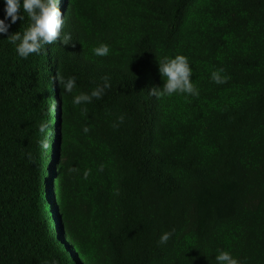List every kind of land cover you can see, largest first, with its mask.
I'll use <instances>...</instances> for the list:
<instances>
[{
	"label": "trees",
	"instance_id": "trees-1",
	"mask_svg": "<svg viewBox=\"0 0 264 264\" xmlns=\"http://www.w3.org/2000/svg\"><path fill=\"white\" fill-rule=\"evenodd\" d=\"M68 3L74 46L24 59L0 36V264H216L218 249L264 264V0ZM176 54L199 95H150ZM105 76L102 98L72 103Z\"/></svg>",
	"mask_w": 264,
	"mask_h": 264
},
{
	"label": "clouds",
	"instance_id": "clouds-1",
	"mask_svg": "<svg viewBox=\"0 0 264 264\" xmlns=\"http://www.w3.org/2000/svg\"><path fill=\"white\" fill-rule=\"evenodd\" d=\"M69 0H64V7L68 6ZM4 16L0 18V36H7L10 41L16 45V52L24 59L32 54L39 55L45 45H52L59 41L64 46L73 45V38L70 33L62 32L66 15L61 11V0H3ZM27 13L29 24L24 31L10 34L12 25L18 20L23 21L24 16L21 13ZM93 54L98 57L108 56L110 54V46L106 43H100L92 49ZM159 73L161 75L162 86H153L150 88V95L156 98L172 96L174 94H187L198 96L199 90L193 83V68L189 58L184 54H176L175 56H166L163 59L158 58ZM224 69L220 68L211 72V80L221 85L227 82L228 77L222 75ZM56 82L61 88V94H73L77 88V78L75 76L65 77L57 74ZM111 87V82L107 76L103 78V84L95 87L91 92H81L73 95L72 103L81 105L91 103L93 98H102L105 90ZM83 111V110H82ZM124 117H120L123 122ZM48 125L41 122L39 132L44 135ZM89 129L84 128L87 133ZM58 146H62V127L61 119L58 121ZM40 148L46 150L49 147L48 138L39 141ZM87 175V173L85 174ZM56 190L55 183L51 182V192ZM171 232L161 234L159 243L166 244L171 238ZM216 264H241L238 257L232 252L224 249H218L215 255Z\"/></svg>",
	"mask_w": 264,
	"mask_h": 264
}]
</instances>
